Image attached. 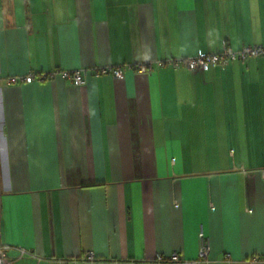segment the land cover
<instances>
[{
	"label": "crops",
	"instance_id": "1",
	"mask_svg": "<svg viewBox=\"0 0 264 264\" xmlns=\"http://www.w3.org/2000/svg\"><path fill=\"white\" fill-rule=\"evenodd\" d=\"M223 41L264 47V0H0L12 264H264V55L158 63Z\"/></svg>",
	"mask_w": 264,
	"mask_h": 264
},
{
	"label": "built area",
	"instance_id": "2",
	"mask_svg": "<svg viewBox=\"0 0 264 264\" xmlns=\"http://www.w3.org/2000/svg\"><path fill=\"white\" fill-rule=\"evenodd\" d=\"M264 55V47L260 45H247L243 46L240 49L232 50L227 41H223L222 43V49L219 52L214 53H198L193 57L189 58H182V59H167L164 61H159V64H171L174 67L179 66L180 64H183L189 71L194 70H206L211 66H224L228 64L231 61H244L248 58L252 57H258ZM137 70L140 72H145L150 70V66L146 64H141L137 67ZM102 72H104L102 70ZM114 75L120 76L122 74L121 67H116L113 70ZM62 76L70 79L72 84L74 86H80L84 84V79L81 77L80 72L78 70L73 71H64L61 72ZM49 76H52V74H28L22 78H19L20 82L24 83H31V82H38L42 83L44 82ZM6 82L8 84H13L17 82V78L15 77H8L6 78ZM208 241L206 240L205 236L201 235V246L199 251V258H205L206 253L208 250ZM89 258L92 259V255L89 254ZM198 258V259H199ZM158 262L166 261V262H179L181 264H188L187 261H182L179 258V255L175 252L170 254L168 257H157ZM197 260H193L191 262H195ZM253 262L259 261L258 257H254L251 259ZM0 264H12V260L7 256L5 248L0 245ZM57 264H66L65 260H60L57 262Z\"/></svg>",
	"mask_w": 264,
	"mask_h": 264
}]
</instances>
